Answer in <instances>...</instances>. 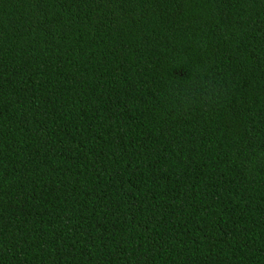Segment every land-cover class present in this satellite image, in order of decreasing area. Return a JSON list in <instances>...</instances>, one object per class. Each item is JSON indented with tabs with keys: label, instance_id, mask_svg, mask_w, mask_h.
I'll return each mask as SVG.
<instances>
[{
	"label": "trees",
	"instance_id": "16d2710c",
	"mask_svg": "<svg viewBox=\"0 0 264 264\" xmlns=\"http://www.w3.org/2000/svg\"><path fill=\"white\" fill-rule=\"evenodd\" d=\"M0 264H264V0H0Z\"/></svg>",
	"mask_w": 264,
	"mask_h": 264
}]
</instances>
